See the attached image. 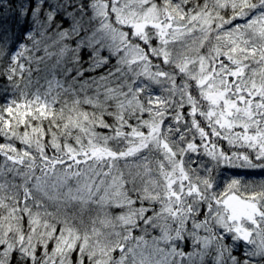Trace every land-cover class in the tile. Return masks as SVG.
Returning a JSON list of instances; mask_svg holds the SVG:
<instances>
[{
  "label": "snow or ice",
  "instance_id": "1",
  "mask_svg": "<svg viewBox=\"0 0 264 264\" xmlns=\"http://www.w3.org/2000/svg\"><path fill=\"white\" fill-rule=\"evenodd\" d=\"M264 0H0V264H264Z\"/></svg>",
  "mask_w": 264,
  "mask_h": 264
},
{
  "label": "rangeland",
  "instance_id": "2",
  "mask_svg": "<svg viewBox=\"0 0 264 264\" xmlns=\"http://www.w3.org/2000/svg\"><path fill=\"white\" fill-rule=\"evenodd\" d=\"M257 173H258V174H254V175H253L255 179H257V178H260V179H261V178H264V173H259V170H257Z\"/></svg>",
  "mask_w": 264,
  "mask_h": 264
},
{
  "label": "trees",
  "instance_id": "3",
  "mask_svg": "<svg viewBox=\"0 0 264 264\" xmlns=\"http://www.w3.org/2000/svg\"><path fill=\"white\" fill-rule=\"evenodd\" d=\"M247 178H248V179H255L253 175H250V176H248ZM259 179H260V178H257V179H255V180H259Z\"/></svg>",
  "mask_w": 264,
  "mask_h": 264
}]
</instances>
